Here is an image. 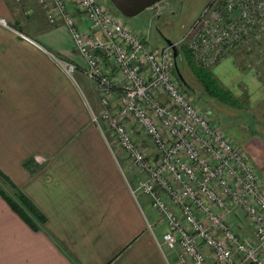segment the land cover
<instances>
[{
    "label": "built area",
    "instance_id": "1",
    "mask_svg": "<svg viewBox=\"0 0 264 264\" xmlns=\"http://www.w3.org/2000/svg\"><path fill=\"white\" fill-rule=\"evenodd\" d=\"M37 2L49 24L64 25L96 86L92 121L136 174L131 193L147 195L164 221L158 245L175 251L177 264H264V182L183 88L170 47L151 48L108 0ZM263 41L264 0H211L174 44L212 67L242 50L264 55Z\"/></svg>",
    "mask_w": 264,
    "mask_h": 264
},
{
    "label": "crops",
    "instance_id": "2",
    "mask_svg": "<svg viewBox=\"0 0 264 264\" xmlns=\"http://www.w3.org/2000/svg\"><path fill=\"white\" fill-rule=\"evenodd\" d=\"M20 12L0 0V172L45 221L32 230L0 196V264H177L158 245L163 219L92 121L95 84L61 66L83 64L66 28Z\"/></svg>",
    "mask_w": 264,
    "mask_h": 264
},
{
    "label": "rangeland",
    "instance_id": "3",
    "mask_svg": "<svg viewBox=\"0 0 264 264\" xmlns=\"http://www.w3.org/2000/svg\"><path fill=\"white\" fill-rule=\"evenodd\" d=\"M9 1L15 5V8L19 9L20 7L21 21L31 18L39 19L37 20L38 25L45 27V30L49 32L58 27L65 28L61 22L54 25L48 23L45 11L38 4V0ZM210 1L163 0L158 2L155 7L146 9L137 16L126 18V20L132 29L140 30L146 34L147 42L151 48H159L165 45L164 37L169 38L173 43L178 41ZM28 10L34 11L35 14L29 15ZM2 21L0 22L4 23ZM181 45H177V47ZM261 47L264 48V41ZM50 52L59 58L57 53L52 50ZM191 55L193 70L197 71L202 68L208 70L218 81L221 91L227 93L224 98L209 95L188 67L189 61L185 60L180 68V73L194 91L200 92V97L194 92L193 98L205 112L209 113L213 121L232 138L231 140L235 144L244 148L256 169L258 178L264 182V55H260L257 51L246 52L242 50L232 56L223 57L212 67L201 66L192 53ZM65 62L71 61L65 60ZM72 63L75 66L78 65L76 71L83 67L82 63ZM80 65L82 66L80 67ZM76 71L72 73L75 80L78 79ZM99 108L90 106V113L93 111L96 114ZM105 135L109 140L112 138L108 133ZM124 168L130 172L131 178L133 177L135 180L136 174L130 170V167L124 166ZM209 263L210 258L206 264Z\"/></svg>",
    "mask_w": 264,
    "mask_h": 264
},
{
    "label": "trees",
    "instance_id": "4",
    "mask_svg": "<svg viewBox=\"0 0 264 264\" xmlns=\"http://www.w3.org/2000/svg\"><path fill=\"white\" fill-rule=\"evenodd\" d=\"M111 5V4H110ZM116 11V10H115ZM117 12V11H116ZM182 57V67L185 60L189 61L188 67L193 72L199 82L203 85L205 91L216 98H224L227 93H224L220 89V85L214 75H212L208 70L203 68L201 70H193V60L190 50L185 46L181 45L178 47ZM185 89V88H184ZM186 90V89H185ZM189 92L188 90H186ZM194 92L200 97V92L193 91L189 92L194 94ZM0 178L5 183L13 188L12 192L4 189L0 185V196L5 200V202L10 206V208L34 231H38L43 225L45 218L44 216L36 209V207L31 203L25 194L16 189L14 185L9 181V179L0 172Z\"/></svg>",
    "mask_w": 264,
    "mask_h": 264
},
{
    "label": "water",
    "instance_id": "5",
    "mask_svg": "<svg viewBox=\"0 0 264 264\" xmlns=\"http://www.w3.org/2000/svg\"><path fill=\"white\" fill-rule=\"evenodd\" d=\"M111 2L113 8L125 18H133L143 12L144 10L150 8L152 5L163 1V0H108ZM165 45L170 47L172 51L173 61H174V72L179 79V82L189 92L193 91V88L184 80L180 73V66L182 64V57L178 47L169 39L164 37Z\"/></svg>",
    "mask_w": 264,
    "mask_h": 264
}]
</instances>
